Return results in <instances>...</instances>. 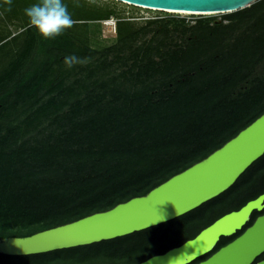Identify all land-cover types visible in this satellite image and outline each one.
Wrapping results in <instances>:
<instances>
[{
    "label": "trees",
    "instance_id": "obj_1",
    "mask_svg": "<svg viewBox=\"0 0 264 264\" xmlns=\"http://www.w3.org/2000/svg\"><path fill=\"white\" fill-rule=\"evenodd\" d=\"M112 15L115 37L101 43L99 23ZM220 16L138 24L96 1L0 0V239L143 195L264 112V0ZM263 191L264 153L172 220L82 246L0 253V264L136 263Z\"/></svg>",
    "mask_w": 264,
    "mask_h": 264
},
{
    "label": "water",
    "instance_id": "obj_2",
    "mask_svg": "<svg viewBox=\"0 0 264 264\" xmlns=\"http://www.w3.org/2000/svg\"><path fill=\"white\" fill-rule=\"evenodd\" d=\"M158 11L191 14L233 12L256 0H115ZM264 153V112L201 160L151 188L71 222L27 236L0 239V253L29 255L108 240L181 216L228 189ZM264 208V191L214 219L193 237L131 264H189L209 254L221 237L241 230L253 211ZM264 252V213L231 241L197 264H250ZM255 264H264V255Z\"/></svg>",
    "mask_w": 264,
    "mask_h": 264
},
{
    "label": "rangeland",
    "instance_id": "obj_3",
    "mask_svg": "<svg viewBox=\"0 0 264 264\" xmlns=\"http://www.w3.org/2000/svg\"><path fill=\"white\" fill-rule=\"evenodd\" d=\"M89 1H96L97 3L108 4L111 7H114L115 11L121 16L130 17L132 20H134V22H138V24H141L144 20L150 18H159L161 20H168L172 17H180V18L183 17L185 18L186 22L192 24L194 20L199 16L213 15L217 19H220L221 17L220 15L222 14V13L191 14L187 12L158 11V10L133 6L115 0H89ZM113 21H114V17H110L108 21H101L99 23L100 34L97 38L98 40H100L101 43L109 44L112 41V39L115 37V31L113 29V25H114ZM10 29L15 30L14 26L12 25L10 26ZM64 65L66 66L67 64L65 63ZM256 73L259 75L264 74V62L257 67Z\"/></svg>",
    "mask_w": 264,
    "mask_h": 264
},
{
    "label": "flooded vegetation",
    "instance_id": "obj_4",
    "mask_svg": "<svg viewBox=\"0 0 264 264\" xmlns=\"http://www.w3.org/2000/svg\"><path fill=\"white\" fill-rule=\"evenodd\" d=\"M120 16H121V15H120ZM110 17H114V21H113V22H114V25H115V28H116V20H117L118 18H117L116 16H113V15L110 16ZM110 17H109V18H110ZM109 18H108V19H109ZM125 18H128V19L132 20L130 17H125ZM108 19H106V20H108ZM106 20H102V21H106ZM133 21H134V20H133ZM115 30H116V29H115ZM245 202H246V201H245ZM245 202H244V203H245ZM244 203H243V204H244ZM243 204H242V205H243ZM242 205H241V206H242ZM241 206H239V207H241ZM239 207H238V208H239ZM238 208H237V209H238ZM235 210H236V209H235ZM230 211H231V210H230ZM228 212H229V211H228ZM258 212H259V213H257L252 219H251V215H250L249 220H248L247 223L243 226L242 231H243L246 227L250 226V225L253 223L254 219H255L258 215H261V214L264 213V208H263L261 211H258ZM225 213H227V212H225ZM223 214H224V213H223ZM223 214H221V215H223ZM221 215H220V216H221ZM218 217H219V216H218ZM242 231H241V232H242ZM230 241H231V240H230ZM228 242H229V241H228ZM225 244H226V243H225ZM210 254H211V253H210ZM210 254H209V255H210ZM209 255H208V256H209ZM263 255H264V252L261 253L260 255H258L257 257H255V259H254L250 264H255L258 260H260V259L263 257ZM208 256H206L205 258H207ZM205 258L200 259L199 261L204 260ZM199 261H197L195 264H197Z\"/></svg>",
    "mask_w": 264,
    "mask_h": 264
},
{
    "label": "bare ground",
    "instance_id": "obj_5",
    "mask_svg": "<svg viewBox=\"0 0 264 264\" xmlns=\"http://www.w3.org/2000/svg\"><path fill=\"white\" fill-rule=\"evenodd\" d=\"M169 11H171V10H169ZM179 12H186V11H179ZM187 13H191V12H187ZM195 13H198V12H195Z\"/></svg>",
    "mask_w": 264,
    "mask_h": 264
},
{
    "label": "built area",
    "instance_id": "obj_6",
    "mask_svg": "<svg viewBox=\"0 0 264 264\" xmlns=\"http://www.w3.org/2000/svg\"><path fill=\"white\" fill-rule=\"evenodd\" d=\"M105 23V22H104ZM113 29H114V31H115V25H113Z\"/></svg>",
    "mask_w": 264,
    "mask_h": 264
},
{
    "label": "clouds",
    "instance_id": "obj_7",
    "mask_svg": "<svg viewBox=\"0 0 264 264\" xmlns=\"http://www.w3.org/2000/svg\"><path fill=\"white\" fill-rule=\"evenodd\" d=\"M106 21H108V20H106Z\"/></svg>",
    "mask_w": 264,
    "mask_h": 264
}]
</instances>
